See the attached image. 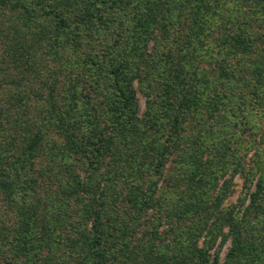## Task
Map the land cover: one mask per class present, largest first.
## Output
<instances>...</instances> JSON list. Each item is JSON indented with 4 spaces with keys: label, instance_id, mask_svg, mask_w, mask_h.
<instances>
[{
    "label": "trees",
    "instance_id": "trees-1",
    "mask_svg": "<svg viewBox=\"0 0 264 264\" xmlns=\"http://www.w3.org/2000/svg\"><path fill=\"white\" fill-rule=\"evenodd\" d=\"M258 116L264 0H0V264H264Z\"/></svg>",
    "mask_w": 264,
    "mask_h": 264
},
{
    "label": "rangeland",
    "instance_id": "rangeland-1",
    "mask_svg": "<svg viewBox=\"0 0 264 264\" xmlns=\"http://www.w3.org/2000/svg\"><path fill=\"white\" fill-rule=\"evenodd\" d=\"M138 95H139V101H140L141 112H143V111H144V108H145V104H146V103H145V102H146V98H145L144 94L141 93L140 91H139ZM258 120L262 121V123H263V125H264V116H263V117L258 116ZM245 135H246L248 138L251 137V135H250L248 132L245 133ZM258 136H259L258 139L261 141L262 138H260V137H262V136H260V133H259ZM247 137H246V138H247ZM251 153H253V151H252ZM170 170H171V167L169 166V167H168V172H170ZM235 181H236V182H235V186H234V188L236 189V192H235V194H234L233 196H231V197L229 198V202H233V201L236 200V198H237V196H238V194H239V192H240V190H241V188H242V180H241V178L237 177ZM229 244H230V243H228L227 245H225V247L223 248V250H222V252H221V259H222V260H224V257H225V255H226V252L228 251Z\"/></svg>",
    "mask_w": 264,
    "mask_h": 264
}]
</instances>
